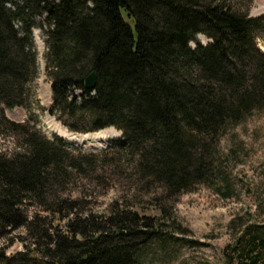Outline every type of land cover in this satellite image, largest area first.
<instances>
[{"label": "trees", "instance_id": "trees-1", "mask_svg": "<svg viewBox=\"0 0 264 264\" xmlns=\"http://www.w3.org/2000/svg\"><path fill=\"white\" fill-rule=\"evenodd\" d=\"M243 2L0 0V140L12 141L0 144V240L23 230L26 247L10 255L0 249V264L138 261L140 245L160 235L155 217L117 204L96 216L63 189L72 173L96 174L97 162L117 169L125 162L145 186L173 197L213 178L211 141L264 105L257 44L264 15L251 16L253 0ZM42 15L47 109L32 87L39 74L32 32ZM92 72L96 88L87 90ZM15 107L31 119H8ZM39 109L74 133L115 128L122 136L98 154L69 148L31 123ZM225 264H264V227L244 228Z\"/></svg>", "mask_w": 264, "mask_h": 264}, {"label": "rangeland", "instance_id": "rangeland-1", "mask_svg": "<svg viewBox=\"0 0 264 264\" xmlns=\"http://www.w3.org/2000/svg\"><path fill=\"white\" fill-rule=\"evenodd\" d=\"M243 3L247 5V0ZM249 8L251 16H263L264 0H253ZM35 21L32 34L39 74L32 87L40 106L47 109L52 104L45 63L48 26L45 15ZM196 40L211 42L204 35ZM257 44L264 51V35L258 37ZM191 45L195 46V42ZM5 113L15 122L31 119L30 112L21 107L7 109ZM36 116L37 121L31 123L40 133L49 139L62 138L69 148L86 153L98 154L116 147L122 136L115 128L93 135L78 134L46 111L39 109ZM8 143L12 144L9 138L0 140L1 145ZM210 147L216 153L213 178L177 197L163 193L158 185L145 186L125 162L120 163V169L97 162L96 174L87 177L72 173L62 195L82 199L83 209L96 216L106 215L117 204L155 217L160 235L140 245L135 264H225L244 228L264 227V105L239 122L229 123ZM24 236L22 230L8 242L0 240V249L7 255L24 251Z\"/></svg>", "mask_w": 264, "mask_h": 264}, {"label": "water", "instance_id": "water-1", "mask_svg": "<svg viewBox=\"0 0 264 264\" xmlns=\"http://www.w3.org/2000/svg\"><path fill=\"white\" fill-rule=\"evenodd\" d=\"M97 84V73L92 72L86 79L85 87L87 90H94Z\"/></svg>", "mask_w": 264, "mask_h": 264}, {"label": "bare ground", "instance_id": "bare-ground-1", "mask_svg": "<svg viewBox=\"0 0 264 264\" xmlns=\"http://www.w3.org/2000/svg\"><path fill=\"white\" fill-rule=\"evenodd\" d=\"M96 134V133H95ZM90 135H93V134H90ZM80 137H82V136H80ZM100 137V136H99ZM94 138V137H93ZM92 140V139H91ZM80 143L82 142V140L81 141H79Z\"/></svg>", "mask_w": 264, "mask_h": 264}]
</instances>
